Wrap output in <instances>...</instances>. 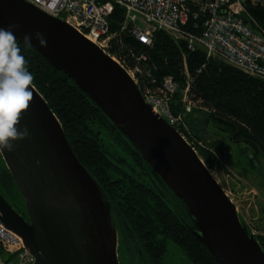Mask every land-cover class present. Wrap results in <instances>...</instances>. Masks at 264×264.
Wrapping results in <instances>:
<instances>
[{
  "label": "water",
  "instance_id": "obj_1",
  "mask_svg": "<svg viewBox=\"0 0 264 264\" xmlns=\"http://www.w3.org/2000/svg\"><path fill=\"white\" fill-rule=\"evenodd\" d=\"M13 25L17 42L71 79L179 199L191 223L169 199L172 208L217 264H264V249L235 203L125 67L61 18L25 0H0V27ZM32 91L18 125L28 128V138L15 141L12 152L0 151L27 217L0 191V225L22 240L33 264H120L111 198L76 156L47 100Z\"/></svg>",
  "mask_w": 264,
  "mask_h": 264
},
{
  "label": "trees",
  "instance_id": "obj_2",
  "mask_svg": "<svg viewBox=\"0 0 264 264\" xmlns=\"http://www.w3.org/2000/svg\"><path fill=\"white\" fill-rule=\"evenodd\" d=\"M252 13L264 22V8H254ZM110 21L111 32H120L123 10L116 7ZM17 43L34 77V87L60 120L80 162L111 198L118 228L125 236L124 245L130 252L135 255V248H139L148 261H155L165 253L163 249L156 250L155 245L164 244L168 242L166 238L171 237L182 255L195 259L198 264H217L180 223L178 214H174L168 202L158 195L163 190L170 193L176 206L188 217L184 205L160 177L141 162L127 139L101 110L65 74L53 68L27 44ZM109 52L128 70L140 68L145 75L151 73L158 83L167 77L177 83L178 90L171 100L173 113L184 115L197 142L207 140L205 125L196 116L200 109L208 113L207 121L214 128L213 136L217 140L209 143L213 151L242 143L246 146L243 153L251 149L264 154V80L208 57L203 49L191 50L187 44L174 40L165 32L156 33L151 46L121 33L120 38L112 41ZM186 88L189 100L200 107H193L190 113H185L182 102ZM202 149L204 146L198 147L197 152L207 163L210 153ZM0 191L7 199L9 195L14 202L20 201L25 211L1 155ZM257 237L264 249V238Z\"/></svg>",
  "mask_w": 264,
  "mask_h": 264
},
{
  "label": "built area",
  "instance_id": "obj_3",
  "mask_svg": "<svg viewBox=\"0 0 264 264\" xmlns=\"http://www.w3.org/2000/svg\"><path fill=\"white\" fill-rule=\"evenodd\" d=\"M54 18H61L106 53L113 40L128 34L137 42L151 46L156 33L165 32L191 50L203 49L213 57L264 80V22L252 13L264 8V0H25ZM124 13L120 32H111L114 10ZM111 55V54H110ZM112 56V55H111ZM116 59L123 67L120 60ZM128 70V69H127ZM139 85L145 101L196 151L203 146L193 137L184 115H175L171 100L177 83L165 78L158 83L151 73L140 68L128 70ZM185 113L195 103L188 88L183 97ZM35 259L22 240L0 225V264H33Z\"/></svg>",
  "mask_w": 264,
  "mask_h": 264
},
{
  "label": "rangeland",
  "instance_id": "obj_4",
  "mask_svg": "<svg viewBox=\"0 0 264 264\" xmlns=\"http://www.w3.org/2000/svg\"><path fill=\"white\" fill-rule=\"evenodd\" d=\"M197 107L198 104L195 105ZM196 112V116L205 125L207 140L202 142L205 143L202 150L211 156L205 163L207 168L235 203L239 216L249 229L256 236L264 238V156L247 149L254 157L252 160L249 153H243L246 146L242 143L231 144L219 152L213 151L209 143L217 139L213 136L214 128L207 121L208 113L200 109ZM18 204L22 205L20 201ZM169 255L173 264H185L177 246L171 249Z\"/></svg>",
  "mask_w": 264,
  "mask_h": 264
},
{
  "label": "clouds",
  "instance_id": "obj_5",
  "mask_svg": "<svg viewBox=\"0 0 264 264\" xmlns=\"http://www.w3.org/2000/svg\"><path fill=\"white\" fill-rule=\"evenodd\" d=\"M0 27V151H14L15 141L28 138L27 127L18 129L22 115L33 99L34 77L28 70L27 60L21 54L17 37L12 28ZM42 46L46 41L35 33ZM25 42L30 43L32 36L26 35Z\"/></svg>",
  "mask_w": 264,
  "mask_h": 264
},
{
  "label": "flooded vegetation",
  "instance_id": "obj_6",
  "mask_svg": "<svg viewBox=\"0 0 264 264\" xmlns=\"http://www.w3.org/2000/svg\"><path fill=\"white\" fill-rule=\"evenodd\" d=\"M248 153H249L250 158L252 160H254L253 159L254 157L251 156V153L250 152H248ZM262 155L264 156V154H262ZM158 196L162 197L164 202L165 201L168 202V204L172 208V206H171V204L169 202V199H170L173 202V204L175 206V209L178 211V213L181 216H183L188 222H190V220L188 219L185 211H183L181 207L176 206V202L174 201V199H173V197L171 196L170 193H168L167 191L163 190V193L159 194ZM7 197L9 198L8 199L9 202L13 205V207L16 209V211L18 213H20L21 215H23L24 217H27L26 212L22 209V207L20 205H18V202L17 201L14 202L13 200H11L9 195H7ZM173 212H174V214H176V211L174 209H173ZM178 219H179L180 223L184 226V228H186V226L184 225L183 221L179 217H178ZM131 236H133L132 232L130 233V238H131ZM119 237H120V242H119V244H120V248H119V261H120V264H173L172 261H171L169 252L176 245H175L174 241L171 240V237L166 238V239H168V242H166V243L164 242V244L157 243L155 245L156 246V250L161 251V249H163V250H165V253H164V255L162 257L160 256L155 261L152 260L151 262L146 259V256L143 253H141L139 248H135L136 254H138V255H136V254L134 255L133 253L130 252V248H128V246L124 245L125 236L122 234L121 230H119ZM162 237H164V236H162ZM164 241H165V239H164ZM137 250H138V253H137ZM200 258L202 259V256ZM182 259L184 260L185 264H198V262L195 259L187 257L186 255H182Z\"/></svg>",
  "mask_w": 264,
  "mask_h": 264
},
{
  "label": "bare ground",
  "instance_id": "obj_7",
  "mask_svg": "<svg viewBox=\"0 0 264 264\" xmlns=\"http://www.w3.org/2000/svg\"><path fill=\"white\" fill-rule=\"evenodd\" d=\"M207 152V151H206Z\"/></svg>",
  "mask_w": 264,
  "mask_h": 264
}]
</instances>
